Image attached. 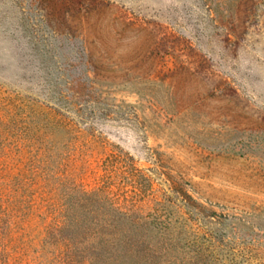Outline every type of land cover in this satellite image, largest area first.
<instances>
[{
    "label": "rangeland",
    "instance_id": "rangeland-1",
    "mask_svg": "<svg viewBox=\"0 0 264 264\" xmlns=\"http://www.w3.org/2000/svg\"><path fill=\"white\" fill-rule=\"evenodd\" d=\"M105 185L264 264V0H0V264H46L63 203Z\"/></svg>",
    "mask_w": 264,
    "mask_h": 264
},
{
    "label": "trees",
    "instance_id": "trees-1",
    "mask_svg": "<svg viewBox=\"0 0 264 264\" xmlns=\"http://www.w3.org/2000/svg\"><path fill=\"white\" fill-rule=\"evenodd\" d=\"M63 204L43 239L46 264H236L202 247L183 249L174 236L154 231L155 217L117 205L106 185L77 190Z\"/></svg>",
    "mask_w": 264,
    "mask_h": 264
}]
</instances>
